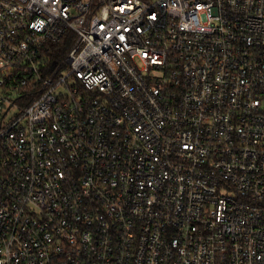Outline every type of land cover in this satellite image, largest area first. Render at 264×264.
Here are the masks:
<instances>
[{"label":"built area","instance_id":"2783aa9c","mask_svg":"<svg viewBox=\"0 0 264 264\" xmlns=\"http://www.w3.org/2000/svg\"><path fill=\"white\" fill-rule=\"evenodd\" d=\"M0 264H264V0H0Z\"/></svg>","mask_w":264,"mask_h":264},{"label":"trees","instance_id":"16d2710c","mask_svg":"<svg viewBox=\"0 0 264 264\" xmlns=\"http://www.w3.org/2000/svg\"><path fill=\"white\" fill-rule=\"evenodd\" d=\"M73 39L74 37L71 32L65 34V37L60 40L59 44L51 46L52 52L49 55L48 59L52 63L58 62V60L63 58L65 53H67V51L70 49L71 44L73 43Z\"/></svg>","mask_w":264,"mask_h":264}]
</instances>
